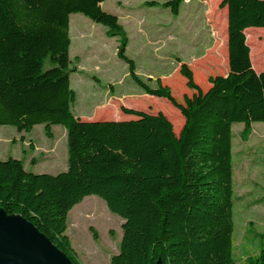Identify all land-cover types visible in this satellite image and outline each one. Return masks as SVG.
Listing matches in <instances>:
<instances>
[{
  "label": "trees",
  "instance_id": "obj_1",
  "mask_svg": "<svg viewBox=\"0 0 264 264\" xmlns=\"http://www.w3.org/2000/svg\"><path fill=\"white\" fill-rule=\"evenodd\" d=\"M105 0H0V126L27 133L36 125L52 138L65 132L66 169L32 174L21 159L0 161V209L31 223L72 264H81L68 237V212L96 196L122 221L118 252L110 264H234L232 127L264 123V71L252 68V28L264 29V0H221L226 9V75L209 76L206 90L181 63L178 73L193 93L177 102L156 80L150 87L126 55L128 37ZM184 0L160 5L177 15ZM80 14L117 38L116 57L144 94L177 109L176 134L162 113L121 107L126 121H82L73 112L69 74V17ZM264 264V251L249 258Z\"/></svg>",
  "mask_w": 264,
  "mask_h": 264
},
{
  "label": "rangeland",
  "instance_id": "obj_2",
  "mask_svg": "<svg viewBox=\"0 0 264 264\" xmlns=\"http://www.w3.org/2000/svg\"><path fill=\"white\" fill-rule=\"evenodd\" d=\"M166 1L105 0L102 9L113 15L117 5L121 11H132L144 30L139 33L141 38L131 28L126 33V55L134 62L137 76L150 87L159 80L181 102L183 95L193 93L178 73L181 63L191 69L202 90L208 88L209 76L228 73L226 9L219 7L221 0H184L175 16L160 5H146ZM69 28L70 66L76 68L69 81L76 94L72 110L77 117L118 120L127 117L120 112L121 107L132 108L162 113L174 133L179 132L184 122L179 111L165 99L144 94L128 77L125 63L116 57L117 38L106 36L104 26L80 14L70 15ZM247 45L252 52V68L256 73L264 71V32H255ZM242 130L241 124L232 127L233 189L237 198L232 209L234 264H249L250 257L264 251V123H253L246 141L238 138ZM52 133L53 137L47 138L42 125L27 133L0 126V161L21 159L24 170L32 174L63 171L65 132L61 126H53ZM122 223L100 198L87 196L68 212L65 235L81 264H110L111 256L118 252Z\"/></svg>",
  "mask_w": 264,
  "mask_h": 264
},
{
  "label": "water",
  "instance_id": "obj_3",
  "mask_svg": "<svg viewBox=\"0 0 264 264\" xmlns=\"http://www.w3.org/2000/svg\"><path fill=\"white\" fill-rule=\"evenodd\" d=\"M0 264L72 263L31 223L0 209Z\"/></svg>",
  "mask_w": 264,
  "mask_h": 264
},
{
  "label": "crops",
  "instance_id": "obj_4",
  "mask_svg": "<svg viewBox=\"0 0 264 264\" xmlns=\"http://www.w3.org/2000/svg\"><path fill=\"white\" fill-rule=\"evenodd\" d=\"M119 3V1L117 2V4ZM101 7H102V4H101ZM122 7V6H121ZM116 11H114V15H116L118 17V19L120 20L121 24L123 25L126 33L128 34V30L127 28H131L134 30V32L136 34H138V36L140 37L139 33H144V30L142 28V25H140V21L137 20V18L135 17V15L132 13V11H121L119 9V6L117 5L116 6ZM137 22V23H136ZM70 30V28H69ZM141 38V37H140ZM88 41H91V40H88ZM91 44V43H89ZM128 45H129V41H128ZM128 47V46H127ZM78 118L82 121H95L94 119H83L81 118L80 116H78ZM123 118H127V119H123ZM133 117L132 116H127V117H120L118 119V121H126V120H130L132 119ZM62 169L63 171H65L66 169V164L65 166L63 167L62 166ZM62 172V171H61ZM47 174V173H46ZM57 174V173H55Z\"/></svg>",
  "mask_w": 264,
  "mask_h": 264
}]
</instances>
